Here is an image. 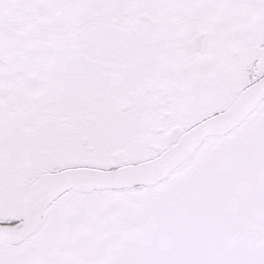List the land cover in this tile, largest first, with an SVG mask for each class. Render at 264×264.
Here are the masks:
<instances>
[{
  "label": "snow or ice",
  "instance_id": "obj_1",
  "mask_svg": "<svg viewBox=\"0 0 264 264\" xmlns=\"http://www.w3.org/2000/svg\"><path fill=\"white\" fill-rule=\"evenodd\" d=\"M0 264H264V0H0Z\"/></svg>",
  "mask_w": 264,
  "mask_h": 264
}]
</instances>
